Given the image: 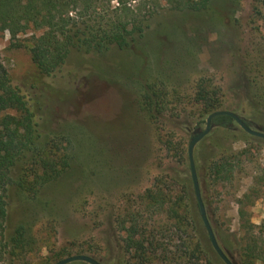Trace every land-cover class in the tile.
<instances>
[{
	"label": "rangeland",
	"instance_id": "obj_1",
	"mask_svg": "<svg viewBox=\"0 0 264 264\" xmlns=\"http://www.w3.org/2000/svg\"><path fill=\"white\" fill-rule=\"evenodd\" d=\"M185 1H134L146 20L142 37L124 49H72L50 76L32 60L33 30L15 39L0 31V63L33 110L40 142L70 162L38 198L20 185L33 178L37 158L17 162L6 239L24 219L32 238L22 251L6 246L0 264H54L76 254L102 264H161L142 262V252L128 248L129 233H152L176 250L187 241L178 237L181 221L204 259L226 264L197 207L188 146L216 110L264 130V103H251L264 94V0H210L202 10L184 8ZM200 85L218 92L214 111L198 101ZM221 153L237 166L233 181L204 190L205 169ZM194 161L220 246L237 264H262L264 138L238 122L215 126L196 145Z\"/></svg>",
	"mask_w": 264,
	"mask_h": 264
},
{
	"label": "trees",
	"instance_id": "obj_2",
	"mask_svg": "<svg viewBox=\"0 0 264 264\" xmlns=\"http://www.w3.org/2000/svg\"><path fill=\"white\" fill-rule=\"evenodd\" d=\"M134 1L137 0H0V31H8L11 39H15L18 35L33 30L32 60L42 75L50 76L65 64L72 49L86 52H105L111 46L124 49L134 39L142 37L146 20L144 15L141 16L140 9L134 10L131 7ZM209 2L210 0H186L183 7L202 10ZM39 31L41 33L37 35ZM244 84L240 85L246 87ZM251 87L248 85L246 90L250 91ZM217 97V91L200 85L198 101H201L207 112L217 108ZM260 102L264 103V94L258 97L255 94L251 103L260 105ZM10 110L12 112H6ZM238 115L252 127L248 118ZM34 118L35 114L25 96L18 86L12 84L7 70L0 63V256L9 245L16 251L24 250L32 238L33 227L24 219L15 226L10 239H6L11 210L6 196L13 183L12 170L17 162L28 154L37 158L33 178L20 182L34 198H38L43 189L60 178L70 166L68 155L52 154L47 147L48 142H40L41 135ZM235 122L228 115L214 119L215 126L228 129L233 128ZM228 156L221 153L206 167L204 190L211 183L218 187L232 183L237 166L232 161L229 162ZM203 200L211 222L205 195ZM238 203L240 217L244 218L242 200H238ZM197 207L199 209L198 202ZM181 223L184 226L187 222ZM183 226L180 229L182 234L178 237L187 235V241L176 250H170L164 241L152 233L137 234L131 231L128 248L135 247L137 251H141L142 262L161 258V264H212L211 260L203 258L200 244L192 241V236L187 234ZM259 259L264 264L262 254H259Z\"/></svg>",
	"mask_w": 264,
	"mask_h": 264
},
{
	"label": "water",
	"instance_id": "obj_3",
	"mask_svg": "<svg viewBox=\"0 0 264 264\" xmlns=\"http://www.w3.org/2000/svg\"><path fill=\"white\" fill-rule=\"evenodd\" d=\"M221 115H228L234 118L236 122L239 123V125L248 133L262 137L264 138V130H258L254 129L250 126H248L244 120L234 111L231 110H216L212 113L209 114L207 117L206 121V127L204 129H196L193 131L192 138L190 140L189 146H188V155H189V161H190V168H191V175H192V180H193V185L195 188V194L197 198V202L199 205V210L201 213V217L203 220V223L206 227L208 236L211 240L212 246L217 252V254L220 256V258L226 263V264H236V262L233 260V258L229 255L228 252L224 251L222 247L220 246L215 232L213 230V227L210 223V220L207 215V210L206 206L204 204V200L202 197L201 189H200V184H199V179H198V174L195 166V161H194V149L196 145L203 139L205 138L215 127L214 125V119L218 116ZM75 260H83L86 261L90 264H102L100 261H98L96 258L87 255V254H76V255H71L66 258H63L59 260L58 262L54 264H67Z\"/></svg>",
	"mask_w": 264,
	"mask_h": 264
}]
</instances>
